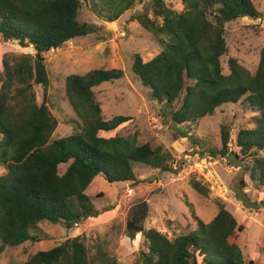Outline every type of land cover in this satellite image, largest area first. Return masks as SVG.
I'll return each instance as SVG.
<instances>
[{"label": "trees", "instance_id": "16d2710c", "mask_svg": "<svg viewBox=\"0 0 264 264\" xmlns=\"http://www.w3.org/2000/svg\"><path fill=\"white\" fill-rule=\"evenodd\" d=\"M138 0H0V43L17 42L36 53L12 59L5 54L0 74V253L39 241V225L49 222L70 231L82 222L110 212L97 210L86 191L102 175L108 183L136 180L135 166L163 171L174 156L163 146L139 143V134L105 138L100 134L117 130L131 121L128 116L105 120L94 89L124 78L121 69H96L66 79V97L76 113L80 130L53 139L58 120L47 102L50 79L44 53L95 33L94 25L79 20L87 7L106 23L118 21ZM179 10L168 0H154L152 16L136 17L145 31L161 44V51L145 62L136 54L133 71L152 97L168 108L164 114L175 126H196L225 104H241L256 113L254 127L236 135L239 152L230 149V129L223 126L222 148L213 157L242 163L241 187L251 185L264 195V48L254 73L238 59L228 60L224 73L221 58L228 53L226 25L239 19H259L254 0H178ZM44 98L37 101L36 88ZM62 165H68L64 172ZM191 187L208 198L209 187L192 177ZM248 183V184H247ZM264 204V198L261 204ZM218 213L205 223L195 211V231L169 239L156 229L143 232L145 251L137 264H256L245 261L236 244L243 231L236 218L218 201ZM134 240L135 233L128 232ZM202 258L201 261L198 258ZM20 264H119L108 251L106 240H97L95 252L85 236L67 239L48 251H40Z\"/></svg>", "mask_w": 264, "mask_h": 264}, {"label": "rangeland", "instance_id": "374dc122", "mask_svg": "<svg viewBox=\"0 0 264 264\" xmlns=\"http://www.w3.org/2000/svg\"><path fill=\"white\" fill-rule=\"evenodd\" d=\"M154 0H138L135 6L113 23L96 17L87 7L80 10L79 20L96 27L95 33L77 37L59 50L44 53L50 87L47 102L59 124L53 139L67 137L80 130L76 113L65 93L66 79L70 75H84L96 69H121L124 78L103 83L94 89L101 105L102 116L111 120L115 116H128L131 121L117 130L100 135L139 134V143H149L153 148L163 146L175 158L174 171H163L146 165L135 166L136 180L125 183H108L97 176L86 191L97 210L113 206L98 218L86 220L69 230L62 225L44 222L36 235L39 241L27 242L20 247H7L0 253V264H20L40 251H48L67 239L85 236L88 248L95 252L97 240L108 243V251L117 257L119 264H137L140 253L146 250L143 232L156 229L169 239L196 230L192 215L205 223L211 222L218 213V201L226 205L243 231L236 232V244L246 262L254 260L264 264V195L252 190L251 185L241 187L244 175L242 163L230 158L213 157L211 151L222 148V129H230V149L239 152L236 135L242 129L254 127L256 113L246 111L241 104H225L213 116L202 119L196 126H175L164 114L168 108L152 97L133 71L134 56L139 54L145 62L153 59L161 44L155 36L139 25L136 17L148 13L152 16ZM179 10L178 0H168ZM259 19L243 18L226 25L225 38L228 53L221 58L224 73H228V60L236 58L254 73L264 48V0H254ZM34 47L22 48L17 42L0 43L1 57L8 54L16 59L23 54L34 55ZM37 101L44 98L43 88H36ZM264 155V152L261 153ZM68 165H62L64 172ZM6 174L0 166V177ZM192 177L201 178L210 189L206 198L190 185ZM145 205V212L140 204ZM144 230L140 231L139 228ZM128 232L135 233V239ZM199 261L202 258H198Z\"/></svg>", "mask_w": 264, "mask_h": 264}, {"label": "water", "instance_id": "95a60500", "mask_svg": "<svg viewBox=\"0 0 264 264\" xmlns=\"http://www.w3.org/2000/svg\"><path fill=\"white\" fill-rule=\"evenodd\" d=\"M140 209H141L142 212H145V205H144V203H143V204H140ZM139 230H140V231H143L144 228L141 227V228H139Z\"/></svg>", "mask_w": 264, "mask_h": 264}]
</instances>
